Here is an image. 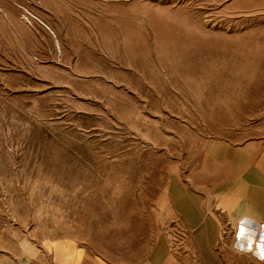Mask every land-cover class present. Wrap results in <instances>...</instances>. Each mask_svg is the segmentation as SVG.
Returning a JSON list of instances; mask_svg holds the SVG:
<instances>
[{"label":"rangeland","instance_id":"374dc122","mask_svg":"<svg viewBox=\"0 0 264 264\" xmlns=\"http://www.w3.org/2000/svg\"><path fill=\"white\" fill-rule=\"evenodd\" d=\"M262 136L264 0H0V262L179 264L206 144ZM240 224L211 250L264 264Z\"/></svg>","mask_w":264,"mask_h":264},{"label":"crops","instance_id":"0c3cea01","mask_svg":"<svg viewBox=\"0 0 264 264\" xmlns=\"http://www.w3.org/2000/svg\"><path fill=\"white\" fill-rule=\"evenodd\" d=\"M202 153L198 165L195 164L201 177L196 175L198 169L195 166L192 178L196 191L192 197L196 204L193 207L199 206V213L196 210L188 218L182 215L192 229L186 234V239L192 236L196 243L187 244L189 247L179 245V264H187V260L194 257L195 263L201 260L202 264H222L210 247L217 237L214 228L220 218L250 223L255 230L240 224L236 246L243 252L264 256L263 239L257 230L260 227L264 232V136L234 147L211 140ZM203 201L210 216L200 213ZM54 249L58 254L54 256V264H116L91 256L74 241L56 244ZM0 264L20 263L8 258ZM142 264H169V261L165 258L157 261L149 259Z\"/></svg>","mask_w":264,"mask_h":264},{"label":"snow or ice","instance_id":"6c2138e0","mask_svg":"<svg viewBox=\"0 0 264 264\" xmlns=\"http://www.w3.org/2000/svg\"><path fill=\"white\" fill-rule=\"evenodd\" d=\"M243 231H244L243 228H241V234H243Z\"/></svg>","mask_w":264,"mask_h":264},{"label":"clouds","instance_id":"9594fccd","mask_svg":"<svg viewBox=\"0 0 264 264\" xmlns=\"http://www.w3.org/2000/svg\"><path fill=\"white\" fill-rule=\"evenodd\" d=\"M262 243H264V242H262Z\"/></svg>","mask_w":264,"mask_h":264}]
</instances>
